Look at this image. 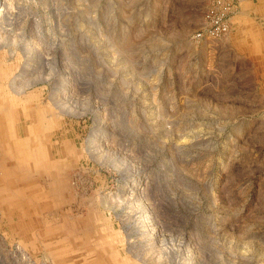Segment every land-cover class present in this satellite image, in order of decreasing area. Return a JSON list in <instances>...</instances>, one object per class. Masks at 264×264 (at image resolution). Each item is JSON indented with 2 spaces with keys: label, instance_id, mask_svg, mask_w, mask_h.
<instances>
[{
  "label": "rangeland",
  "instance_id": "obj_1",
  "mask_svg": "<svg viewBox=\"0 0 264 264\" xmlns=\"http://www.w3.org/2000/svg\"><path fill=\"white\" fill-rule=\"evenodd\" d=\"M142 2L0 0V264H264V14Z\"/></svg>",
  "mask_w": 264,
  "mask_h": 264
},
{
  "label": "crops",
  "instance_id": "obj_2",
  "mask_svg": "<svg viewBox=\"0 0 264 264\" xmlns=\"http://www.w3.org/2000/svg\"><path fill=\"white\" fill-rule=\"evenodd\" d=\"M212 0H143L142 5L144 7L158 6L160 10V16H167V13L173 15H202L200 19L201 27L204 22L205 12L208 9ZM240 1V11L232 18V33L230 34L231 39L238 40L242 37H246L251 34L252 31H257L256 23L254 22L260 15L264 14V0H235ZM172 7V8H171ZM172 9V10H171ZM200 9L204 12H201ZM245 10V11H244ZM178 18L172 17L169 22L177 23ZM161 21V18H160ZM163 21V20H162ZM200 27V28H201ZM200 28L198 30H200ZM196 30V31H198ZM188 33H181L175 36L186 37ZM236 37V38H235Z\"/></svg>",
  "mask_w": 264,
  "mask_h": 264
},
{
  "label": "built area",
  "instance_id": "obj_3",
  "mask_svg": "<svg viewBox=\"0 0 264 264\" xmlns=\"http://www.w3.org/2000/svg\"><path fill=\"white\" fill-rule=\"evenodd\" d=\"M240 8V1L212 0L205 12L203 25L194 33L192 40L213 42L227 37L231 32V20Z\"/></svg>",
  "mask_w": 264,
  "mask_h": 264
},
{
  "label": "bare ground",
  "instance_id": "obj_4",
  "mask_svg": "<svg viewBox=\"0 0 264 264\" xmlns=\"http://www.w3.org/2000/svg\"><path fill=\"white\" fill-rule=\"evenodd\" d=\"M2 6V5H1ZM245 11V10H244ZM185 32V31H184ZM254 34V33H253ZM21 91V90H20ZM23 92V91H22ZM16 93H19V91L17 90L16 91ZM65 94V93H64ZM10 107L9 106H7L6 104H2L1 105V107H0V113H1V115H2V117H4V118H8V117H10L11 116V114H10ZM34 115V114H33ZM33 119V118H32ZM5 123V122H4ZM53 125V124H52ZM32 130H33V128H31ZM35 129H38V127H34V130ZM15 137V136H14ZM17 137V136H16ZM15 137V138H16ZM24 140H25V142H24ZM5 142V141H4ZM7 142V141H6ZM28 141H27V139H20V140H18L17 141V144H20V145H22V147H24V146H27V143ZM5 144V143H4ZM14 148V147H13ZM21 150V149H20ZM20 153V152H19ZM25 154V153H24ZM13 157V156H12ZM14 158V157H13ZM19 157H17V158H14L16 161H17V159H18ZM11 161H13V160H11ZM28 173V172H27Z\"/></svg>",
  "mask_w": 264,
  "mask_h": 264
}]
</instances>
